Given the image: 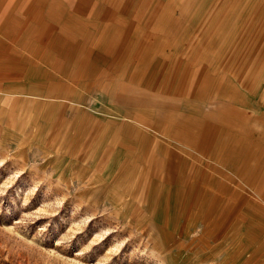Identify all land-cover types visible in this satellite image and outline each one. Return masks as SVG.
Segmentation results:
<instances>
[{
    "label": "crops",
    "instance_id": "0c3cea01",
    "mask_svg": "<svg viewBox=\"0 0 264 264\" xmlns=\"http://www.w3.org/2000/svg\"><path fill=\"white\" fill-rule=\"evenodd\" d=\"M178 1L150 23L131 21L130 0H0V94L42 126L52 172L145 220L170 216L172 237L219 238L225 264H264V107L204 54L135 32L171 36ZM232 18L206 26L252 49L227 38L251 24Z\"/></svg>",
    "mask_w": 264,
    "mask_h": 264
},
{
    "label": "rangeland",
    "instance_id": "374dc122",
    "mask_svg": "<svg viewBox=\"0 0 264 264\" xmlns=\"http://www.w3.org/2000/svg\"><path fill=\"white\" fill-rule=\"evenodd\" d=\"M181 1L173 13L181 24L172 26L171 36L162 32L166 29L152 27L132 29V35L135 31L147 42L161 37L171 43L175 38L179 47L163 46V52L170 53L171 48L179 55L191 54V59L193 55L202 59L204 54L206 66L226 72L234 85L253 94L250 98L264 107V0H209L194 14L199 0ZM166 2L130 0L131 21L137 17L150 23L170 21L164 13ZM163 16L168 19L162 20ZM231 18L251 24L242 30L236 25L227 38L247 34L257 43L252 49L221 44L214 25L217 19ZM207 21L216 24L207 28ZM11 105L10 95L0 94V264H225L223 254L211 246L219 244V238L172 237L170 216L145 220L138 210L124 212L110 205L91 189L92 184L52 172L42 126L28 125L27 111Z\"/></svg>",
    "mask_w": 264,
    "mask_h": 264
}]
</instances>
